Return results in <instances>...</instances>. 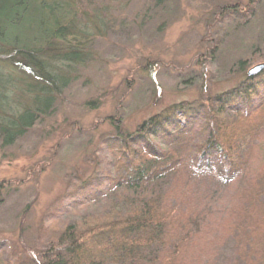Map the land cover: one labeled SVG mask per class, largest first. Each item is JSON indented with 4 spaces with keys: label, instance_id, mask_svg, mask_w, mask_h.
Listing matches in <instances>:
<instances>
[{
    "label": "trees",
    "instance_id": "obj_1",
    "mask_svg": "<svg viewBox=\"0 0 264 264\" xmlns=\"http://www.w3.org/2000/svg\"><path fill=\"white\" fill-rule=\"evenodd\" d=\"M154 1L161 6L164 0ZM129 4L0 0L3 148L54 114L60 95L93 61L96 38L116 27L113 8L120 13ZM248 63L233 64L228 73L242 79L217 92L206 84L218 82L217 74H191L197 98L165 107L134 130L125 128L123 117H110L112 129L100 143L116 161L101 170L97 165L71 193L84 194L77 205L84 216L74 211L57 228L51 220L43 223L33 245L0 242V264H185L211 203L210 196L200 208L190 187L177 189L195 177L210 179L217 189L240 183L223 264H264V168L254 177L245 173L264 138V71L248 76ZM4 202L0 198V208Z\"/></svg>",
    "mask_w": 264,
    "mask_h": 264
},
{
    "label": "rangeland",
    "instance_id": "obj_2",
    "mask_svg": "<svg viewBox=\"0 0 264 264\" xmlns=\"http://www.w3.org/2000/svg\"><path fill=\"white\" fill-rule=\"evenodd\" d=\"M154 3L130 0L120 13L113 8L116 27L96 38L93 61L60 95L54 114L13 146L0 145V198L6 199L0 208V242L33 245L43 223L51 220L57 228L74 211L84 216L77 206L84 194L71 193L97 165L101 170L116 161L100 143L101 134L112 129L110 117H123L125 128L134 130L165 107L197 98L191 74L207 79L217 74L218 82H206L217 92L242 79L228 73L237 61L248 59L249 69L264 62V0ZM212 61L216 66L208 65ZM263 168L264 138L245 173L254 177ZM183 184L177 189L190 187L198 207L211 200L185 264H223L230 241L228 214L240 183L217 189L210 179L195 177L191 185Z\"/></svg>",
    "mask_w": 264,
    "mask_h": 264
},
{
    "label": "water",
    "instance_id": "obj_3",
    "mask_svg": "<svg viewBox=\"0 0 264 264\" xmlns=\"http://www.w3.org/2000/svg\"><path fill=\"white\" fill-rule=\"evenodd\" d=\"M263 71H264V62L251 67L248 71V76H256Z\"/></svg>",
    "mask_w": 264,
    "mask_h": 264
}]
</instances>
